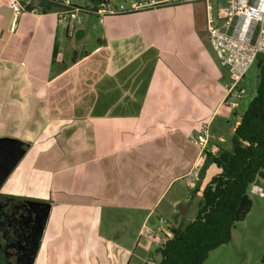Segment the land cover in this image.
<instances>
[{
    "label": "crops",
    "instance_id": "crops-1",
    "mask_svg": "<svg viewBox=\"0 0 264 264\" xmlns=\"http://www.w3.org/2000/svg\"><path fill=\"white\" fill-rule=\"evenodd\" d=\"M13 1L24 9L26 0H0V219L8 209L28 222L24 236L2 237L9 264H141L152 250L160 260L147 264H159L217 174L200 179L206 154L231 148L242 117L226 111L230 79L210 47L204 4L102 22L87 10L71 35L61 6L15 13ZM203 125L206 149L191 142ZM255 185L263 195H250L221 264L229 254L251 264L248 245L264 249V179Z\"/></svg>",
    "mask_w": 264,
    "mask_h": 264
},
{
    "label": "trees",
    "instance_id": "trees-1",
    "mask_svg": "<svg viewBox=\"0 0 264 264\" xmlns=\"http://www.w3.org/2000/svg\"><path fill=\"white\" fill-rule=\"evenodd\" d=\"M98 12L109 0H87ZM58 7L56 0H26L24 10L47 11ZM260 63L256 96L243 113L229 150L206 154L200 170L203 180L214 167L217 174L203 190V205L192 223L173 232L160 248L159 264H205L210 254L226 246L236 225L252 209L250 189L264 179V56Z\"/></svg>",
    "mask_w": 264,
    "mask_h": 264
},
{
    "label": "built area",
    "instance_id": "built-area-1",
    "mask_svg": "<svg viewBox=\"0 0 264 264\" xmlns=\"http://www.w3.org/2000/svg\"><path fill=\"white\" fill-rule=\"evenodd\" d=\"M123 1V4H115L109 0L93 13L102 22V18L109 15L204 4L210 47L230 79L224 104L231 110L239 108L246 94L243 81L259 58L264 56V0H224L225 7L220 4L222 0H135L129 5H125L126 0ZM56 3L63 8L60 20L66 22L68 33L74 35L90 12L74 7L70 0H56ZM10 7L15 13L24 10L17 1H13ZM30 12L36 13L37 10ZM210 138L209 126L203 125L201 135L192 137L191 142L206 149ZM250 194L263 195V190L254 184Z\"/></svg>",
    "mask_w": 264,
    "mask_h": 264
},
{
    "label": "rangeland",
    "instance_id": "rangeland-1",
    "mask_svg": "<svg viewBox=\"0 0 264 264\" xmlns=\"http://www.w3.org/2000/svg\"><path fill=\"white\" fill-rule=\"evenodd\" d=\"M74 2H78V0H73ZM132 0H127V3H125V5H129L131 4ZM81 5H85L86 1L85 0H79L78 2ZM118 3L123 4L124 1L123 0H118ZM197 8L199 9L200 12L203 11L202 6H197ZM86 10L89 11H93L92 9L90 10L89 8H86ZM94 12V11H93ZM259 74H260V63L257 62L254 64V66L249 70V72L247 73V77L245 82L243 83L244 88L246 89V94L243 97V100L240 102V106L237 110H231L228 109L226 111H237L239 117H241L243 115V113L247 110V108L249 107L250 103L252 102V100L255 98L256 96V89L258 86V82H259ZM227 107H225L224 109H226ZM10 210L8 209H4V213L2 216L3 218L0 219V247H2V249H0V264H9V261L12 260V262L14 261L11 257H9L11 253V251L7 250V248L5 247L6 244L8 243V239L2 240L3 235H9V233H11V231H17V234L14 233L10 234L11 236H16V235H21L24 236L26 234L27 231V222H28V216L25 214H21L18 215L17 217L12 216L9 212ZM7 214V215H6ZM6 215V217L4 216ZM3 228V229H2ZM3 232H1L2 230ZM260 245L256 244V242L253 244H249L247 247V250L252 252V257L250 259H252V263L251 264H258L263 257L261 255H259L260 253H262V251L264 250L262 245V242H259ZM230 248H233L232 250H234V245H231ZM225 250V247H223L222 249H220V251H217V253H215L213 256H211V258L209 259V261L206 264H221L220 260H219V254L221 251ZM160 260V255L159 253H155V250L148 252L145 257L142 258V262L141 264H147L149 261L155 262L157 263ZM224 260V264H245V260L241 261H236L235 257L233 254H229L228 257L222 259Z\"/></svg>",
    "mask_w": 264,
    "mask_h": 264
},
{
    "label": "water",
    "instance_id": "water-1",
    "mask_svg": "<svg viewBox=\"0 0 264 264\" xmlns=\"http://www.w3.org/2000/svg\"><path fill=\"white\" fill-rule=\"evenodd\" d=\"M220 4H221L222 7H225V1H224V0H222ZM19 158H20V155H18V156L13 160V162H12V164H11V167L14 166V165L17 163V161L19 160ZM6 175H7V174H6ZM6 175L3 176V177L1 178L0 184H1V183L4 181V179L7 177Z\"/></svg>",
    "mask_w": 264,
    "mask_h": 264
}]
</instances>
